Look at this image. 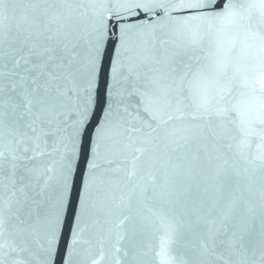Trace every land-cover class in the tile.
<instances>
[{
	"label": "snow or ice",
	"instance_id": "obj_1",
	"mask_svg": "<svg viewBox=\"0 0 264 264\" xmlns=\"http://www.w3.org/2000/svg\"><path fill=\"white\" fill-rule=\"evenodd\" d=\"M175 3L195 13L180 32L130 48L127 64L109 65L113 92L121 78H147L154 94L163 84L164 112L152 114L156 126L143 136L120 133L130 150L125 166L105 171L123 174L100 181L104 128L88 129L101 99L93 83L103 71L102 27L92 24L84 0H0V264H46L48 238L62 227V213L69 220L70 178L81 158L87 182L80 181L77 211L82 219L95 189L97 223L113 226L116 264L149 254L157 264H264V152L257 150L264 143V59L259 87L248 85L217 32L230 20L264 42V0H247L242 12L225 0L214 15L206 14L214 0ZM209 41L212 54L201 59ZM184 57L195 62L181 60L177 71ZM162 67L167 79L157 80ZM237 83L257 97L254 108L248 93L232 101ZM103 103L107 126V91ZM45 137L59 167L37 174L33 153L45 154ZM70 220L79 236L76 215ZM149 232L156 246L146 249Z\"/></svg>",
	"mask_w": 264,
	"mask_h": 264
},
{
	"label": "water",
	"instance_id": "obj_2",
	"mask_svg": "<svg viewBox=\"0 0 264 264\" xmlns=\"http://www.w3.org/2000/svg\"><path fill=\"white\" fill-rule=\"evenodd\" d=\"M86 9L91 13L92 24L96 27H102L104 42L102 51L106 49L103 62V71L100 76L94 80L93 94H101L100 102L95 106L94 114L91 115V124L89 126V135L97 123L104 128L100 145V168L97 170V176L100 181L109 179L116 180L117 176L122 175L105 169L120 168L124 165L125 158L129 155V149L125 148L126 137L120 133L125 129H130L134 137L143 136L146 131H150L149 125L156 126L152 120V114L161 115L164 112L162 94L165 91L161 84L158 92L154 94L152 85L147 78L131 81L121 78L115 92L111 90V81L109 78V65L115 66L116 60L125 64L128 63V57L124 52L130 48L149 43H157L163 38L171 39L175 33L184 28V21L189 20L195 13L188 10H180L175 0H84ZM225 0H214L213 11L206 13L214 15L223 11L221 5ZM247 0H234L235 8L238 12L244 9L242 5ZM18 8L19 5H12ZM199 25L202 21L195 20ZM218 35L224 48V56L237 63L242 71V76L246 79L248 85H255L256 81L261 79V63L264 55L261 54L262 42L258 37L250 35L243 29L233 25L230 20L224 21L222 27L218 30ZM244 53L238 55L233 49ZM213 51L211 41L207 42L204 51L198 53L201 59L210 56ZM115 57V59H114ZM181 60H187L188 63H194L195 58L187 57L178 59L177 71L182 66ZM23 71V69H21ZM167 67H162L161 72L154 78L157 80H166ZM209 98L213 94L214 84L211 80L206 83ZM233 87L231 99L234 103H241L245 100L243 93H248L246 100L249 108L255 107L257 97L251 95L250 88L241 87L237 83ZM147 89V91H146ZM107 91L108 103L112 107L113 115L109 119V124H103L104 113L103 94ZM147 109V110H146ZM119 127V131L117 130ZM139 129V131H137ZM26 146V145H25ZM95 148V144H93ZM258 151L264 152V143L258 145ZM40 152L45 153L37 156L35 163L37 174L43 173L45 166H56V155L53 149L52 141L44 138L40 147ZM108 160L115 161L114 165H109ZM74 178V184H73ZM87 182L84 175V159L81 158L79 168H74L73 177L70 178L72 185L71 209L68 212L69 220L65 221V216L61 214L62 227L56 232L54 239L51 240L48 258L46 264H116V254L113 251L115 243L113 239V226L103 224V220L97 223L100 215L96 211L98 196L95 189L92 190L91 203L85 210L81 219L77 211V200L80 197V181ZM76 215V222L80 227L79 236H77L72 224L71 216ZM156 240L152 234L146 233L142 240V247L146 249L155 248ZM120 264H125L123 259ZM136 264H157L152 255H143L138 257Z\"/></svg>",
	"mask_w": 264,
	"mask_h": 264
}]
</instances>
